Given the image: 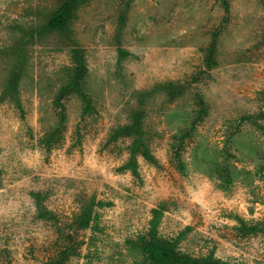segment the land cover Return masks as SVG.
<instances>
[{
	"label": "rangeland",
	"instance_id": "1",
	"mask_svg": "<svg viewBox=\"0 0 264 264\" xmlns=\"http://www.w3.org/2000/svg\"><path fill=\"white\" fill-rule=\"evenodd\" d=\"M61 1L0 0V95L17 71L19 105L0 100V264H54L64 251L62 264H146L127 242L154 210L181 254L264 264V0H84L67 32L38 34ZM72 49L90 110L65 97L46 149ZM198 99L206 113L190 130ZM135 111L153 161L136 156L133 174L130 139L111 134ZM31 192L57 224L36 217ZM90 197V228H72Z\"/></svg>",
	"mask_w": 264,
	"mask_h": 264
},
{
	"label": "trees",
	"instance_id": "2",
	"mask_svg": "<svg viewBox=\"0 0 264 264\" xmlns=\"http://www.w3.org/2000/svg\"><path fill=\"white\" fill-rule=\"evenodd\" d=\"M82 1L84 0L61 1L46 19L38 34L67 32L72 13L77 4ZM215 44L214 35L206 48V68H212L214 65ZM71 53L73 67L71 68L70 77L68 78V81L58 89L53 100V109L57 115V122L48 126V130L42 139V144L46 149H50L59 141L60 129L64 122L61 101L65 97L71 94L77 95L84 103V111L87 112L90 110L89 100L84 91L85 67L81 56L82 54L80 50L77 49H72ZM17 80L18 72L14 71L6 82L0 95V100L8 99L11 103H14L19 107L17 98ZM175 93L178 94L177 92ZM198 107V115L192 122L190 130H193L196 123L200 121L206 113L201 99H198ZM188 136L189 130H186L180 141H183ZM120 137L130 139L128 148L129 158L125 164L126 169L131 173L136 174V156H141L147 162L152 163L153 158L149 152L148 141L145 140V133L142 131L141 114L138 111L133 112L130 115L129 121L114 130L111 134V139L113 140ZM30 197L33 201L36 217L38 219L54 225L58 223L55 216L44 206V195L42 193L31 192ZM98 206H100V203L96 202L93 197L82 200L80 202L78 213L71 220V227L75 229L90 228L91 223L95 219L93 209ZM159 215V212L154 210L152 212V219L148 222V229L145 235L127 242L130 249L139 252L144 257L146 264H227L214 259L212 255L202 258H193L179 253L176 249V242L174 240H165L158 236L157 220ZM238 222L243 229H246V226L241 220H238ZM67 255V251L62 252L61 260L54 262V264H62Z\"/></svg>",
	"mask_w": 264,
	"mask_h": 264
}]
</instances>
